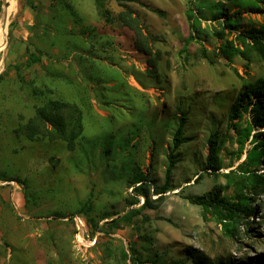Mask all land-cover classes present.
<instances>
[{
    "label": "rangeland",
    "instance_id": "obj_1",
    "mask_svg": "<svg viewBox=\"0 0 264 264\" xmlns=\"http://www.w3.org/2000/svg\"><path fill=\"white\" fill-rule=\"evenodd\" d=\"M7 1L5 13L0 0V264H123L122 252L133 243L142 260L153 253L166 264L182 260L187 248L232 264H264V193L249 200L255 214L242 216L230 235L219 216L208 212L203 218L186 199L217 188L232 195L224 189V174L245 160L252 135L264 130L253 128L239 151L228 129V110L242 84L264 76V61L252 51L251 62L216 57L225 40L243 48L237 31L215 35L221 19L215 21V10L206 7L230 3ZM249 1L264 7V0ZM191 3L202 9L203 32L186 43ZM127 10L154 39L155 76L118 18ZM240 21L243 28L263 27L264 13L243 11ZM200 48L211 64L199 57ZM30 53L40 62L27 66ZM47 99L75 103L82 111L84 131L72 152L60 140L28 141L13 132ZM178 109L186 115L185 142L172 152ZM249 114L235 120L240 128ZM213 132L222 143L215 175L203 171ZM170 154L175 163L162 204L142 209L130 223L121 221L143 203L140 197L127 204L138 177L164 184ZM260 160L252 166L258 172L264 155ZM242 222H249L248 230Z\"/></svg>",
    "mask_w": 264,
    "mask_h": 264
},
{
    "label": "trees",
    "instance_id": "obj_2",
    "mask_svg": "<svg viewBox=\"0 0 264 264\" xmlns=\"http://www.w3.org/2000/svg\"><path fill=\"white\" fill-rule=\"evenodd\" d=\"M4 12L8 13L10 5L7 0ZM230 3V8H224L222 2L217 5H208L215 10L213 19L218 22L220 27L215 35L225 38L227 33L238 32L237 37L240 41L242 49H240L233 40H225L223 44L216 48V57L223 58L228 62H232L235 57L240 56L247 62H251L249 52H254L264 61V26L256 27L253 25L243 28L241 26V13L245 11L248 14L264 13V7L261 8L256 1L245 0H225ZM240 3V4H237ZM192 5V3H191ZM239 5V6H236ZM191 7L187 11V20L189 25V37L186 43L198 38L203 32L200 28V18L202 9L198 6ZM197 13V14H196ZM71 14L74 12L71 10ZM119 20L125 27L132 31L134 35V44L136 50L147 56L148 74L155 76L156 74V54L153 51L154 39L145 33L136 15L131 11H123L118 15ZM227 29L228 32H224ZM202 31V32H201ZM197 35V36H196ZM199 57L205 59L208 63H212L204 48H200ZM247 52V53H246ZM40 62V57L29 54L27 66ZM49 90H35V95H45ZM250 113L246 120L245 128H240V124L235 122L238 118H242L243 113ZM177 127L172 135V152L178 149L181 143L185 142L184 124L186 115L182 110H177ZM228 129L232 130L239 143V151H242L244 141L251 135L253 128L264 129V76L258 77L252 81L242 84L235 98L233 99L227 114ZM82 111L72 102L60 99H47L42 105L34 108L33 115L24 123H21L13 131L16 136H23L28 141H37L47 139L49 141L60 140L65 144L68 151H74L78 141L82 138L83 126ZM251 142L253 146L246 152L245 160L237 166L235 170H230L224 174L226 179L225 190L231 189L232 195H222L221 189L208 192L201 196H188L186 199L190 204L200 207L203 218L206 213H212L220 217V221L227 235L232 234L235 225L242 216H252L255 214V208L250 206L249 200L255 199L264 193V169L258 172L260 158L264 155V130L258 131L252 135ZM220 143L218 133L213 132L207 139L208 154L205 158L203 171L206 174L215 175L221 169V160L219 158ZM172 154L168 157V164L165 169V181L163 185H151L146 178L138 177L134 182V196L127 201L129 206L138 204L139 198L143 199V203L136 209L130 210L121 221L130 223L131 218L139 215L144 208L157 209L164 200V194L169 190L171 181V170L174 166ZM252 166H257L252 168ZM156 195L155 199L152 196ZM146 219V217H144ZM244 229L249 228V222H242ZM247 232V231H246ZM253 237L252 234H248ZM128 251L122 252L123 264L130 261L129 264H166L161 262L158 254H151L148 258L142 260L141 255L135 248L134 243L129 244ZM232 264L229 258L216 257L209 258L204 254L192 248H187L185 256L182 260L172 261L168 264Z\"/></svg>",
    "mask_w": 264,
    "mask_h": 264
}]
</instances>
